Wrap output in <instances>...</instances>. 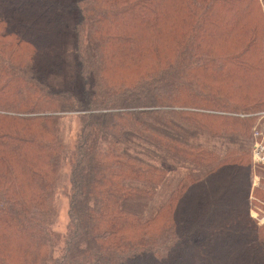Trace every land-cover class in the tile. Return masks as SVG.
<instances>
[{
    "label": "trees",
    "instance_id": "obj_1",
    "mask_svg": "<svg viewBox=\"0 0 264 264\" xmlns=\"http://www.w3.org/2000/svg\"><path fill=\"white\" fill-rule=\"evenodd\" d=\"M262 27L257 0H0V264H264L244 164ZM67 52L79 90L54 85Z\"/></svg>",
    "mask_w": 264,
    "mask_h": 264
},
{
    "label": "rangeland",
    "instance_id": "obj_2",
    "mask_svg": "<svg viewBox=\"0 0 264 264\" xmlns=\"http://www.w3.org/2000/svg\"><path fill=\"white\" fill-rule=\"evenodd\" d=\"M255 2V1H254ZM260 5V8L263 12L262 1L257 0ZM68 29L69 26H68ZM66 31L65 35L70 32ZM258 47L260 48V53H264V29L262 27L261 35L258 42ZM70 49V48H69ZM66 63L64 71L61 74L53 77L54 85L58 88L60 86H65L71 88L73 90H79L81 88L82 82L79 78L78 68L76 59L73 57L72 52H67ZM255 57L259 62V52L255 53ZM260 61L263 64L264 68V57L261 54ZM262 68V67H261ZM264 110L260 111L263 112ZM258 112V113H260ZM60 131L62 133V137L64 136V141L68 148H73L75 146L76 138L80 129L79 119L73 115H69L66 118H63L59 121ZM253 131V129H252ZM217 147V141H211L210 146ZM251 145H252V132H251ZM220 153V152H219ZM217 153V154H219ZM245 165L250 166L251 171V187L249 189V201H250V218L256 223L258 227H261L264 231V168H256L253 162L251 149L249 151V156H247ZM60 181L59 186L54 194V207L56 211H58L57 220L54 224V230L58 234H65L66 229L69 223V210H70V183H69V175H70V165L68 163H64L60 169ZM176 173H171V178L169 180V184L165 189L160 190L153 204L157 205L161 203L166 195L168 188L173 185L177 179Z\"/></svg>",
    "mask_w": 264,
    "mask_h": 264
},
{
    "label": "built area",
    "instance_id": "obj_3",
    "mask_svg": "<svg viewBox=\"0 0 264 264\" xmlns=\"http://www.w3.org/2000/svg\"><path fill=\"white\" fill-rule=\"evenodd\" d=\"M262 8L264 11V0ZM256 118L252 131L251 154L256 168H264V111L254 115Z\"/></svg>",
    "mask_w": 264,
    "mask_h": 264
}]
</instances>
